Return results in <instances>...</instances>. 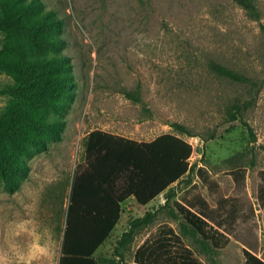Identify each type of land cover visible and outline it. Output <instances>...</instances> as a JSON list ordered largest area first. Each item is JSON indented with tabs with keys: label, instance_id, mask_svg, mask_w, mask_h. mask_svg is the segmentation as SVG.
I'll return each instance as SVG.
<instances>
[{
	"label": "rangeland",
	"instance_id": "1",
	"mask_svg": "<svg viewBox=\"0 0 264 264\" xmlns=\"http://www.w3.org/2000/svg\"><path fill=\"white\" fill-rule=\"evenodd\" d=\"M42 2L58 12L47 31L56 44L46 52L65 59L57 72L69 74L70 93L45 107V117L61 119L58 133L42 135L44 146L27 145L11 182L0 175V264H60L73 178L92 131L148 142L178 133L175 125L187 141H203V154L190 159L194 170L174 185L167 206L153 207L155 222L137 232L122 264H137L138 248L156 245L164 227L180 234L179 208L204 214L229 238L209 255L182 236L204 264H246L245 251L264 259V0L261 21L234 0ZM211 61L252 78L255 91L215 75ZM126 91H138L141 102ZM237 102L249 108L231 122L227 111ZM147 212L125 206L95 256L117 258L129 222Z\"/></svg>",
	"mask_w": 264,
	"mask_h": 264
},
{
	"label": "trees",
	"instance_id": "2",
	"mask_svg": "<svg viewBox=\"0 0 264 264\" xmlns=\"http://www.w3.org/2000/svg\"><path fill=\"white\" fill-rule=\"evenodd\" d=\"M16 1H0V30L6 34L0 51V72L17 82L8 91L15 103L0 118V175L8 183L13 168H24L19 155L29 156L27 145L44 146L42 135L57 134V129H61V119L45 117L44 111L57 103L54 97H67L70 93L65 89L69 74L57 72V68L67 65L65 59L46 52L56 44L47 31L57 25L58 12L49 10L42 0ZM234 1L250 19L261 21L257 0ZM262 29L264 32V25ZM209 67L219 77L249 85L253 92L257 87L252 78L217 61H211ZM126 95L141 102L138 91H126ZM248 108V103L233 104L227 111L229 121L241 118ZM175 126L178 133L163 134L148 142L102 130H94L86 137L84 161L73 178L60 264L123 263L125 251L137 232L155 222L156 212L148 211L129 222V229L115 246L117 258L96 257L97 250L120 222L122 205L134 197L139 205L146 206L164 192L168 203L176 195L174 185L194 170L189 162L193 147L181 136L186 130ZM178 211H173V217L182 218L181 233L169 227L156 245L140 246L134 256L137 264H204L182 236L199 241L209 255L228 243L229 238L201 215L185 208ZM245 255L246 264H264V259L250 251H245Z\"/></svg>",
	"mask_w": 264,
	"mask_h": 264
},
{
	"label": "crops",
	"instance_id": "3",
	"mask_svg": "<svg viewBox=\"0 0 264 264\" xmlns=\"http://www.w3.org/2000/svg\"><path fill=\"white\" fill-rule=\"evenodd\" d=\"M2 19H3V12L0 8V22L2 21ZM5 36L6 34L0 30V51L4 46ZM16 85H17V82L11 75L0 72V118H2L7 113L8 109L15 103V98L8 91L14 88ZM112 134H115V133H112ZM132 203L138 204L134 197H130L129 199H127V201L122 205V208L124 209L125 206L130 205ZM139 206L142 208H146L147 211H152V212H156L155 211L156 209L161 210L162 208L167 206L166 192L156 197L148 205L146 206L139 205ZM153 207H156V209ZM188 210H191L192 212H195L201 215L209 223L207 216H205L204 214L193 211V208H190ZM164 230H166L165 227L160 231L161 235Z\"/></svg>",
	"mask_w": 264,
	"mask_h": 264
},
{
	"label": "built area",
	"instance_id": "4",
	"mask_svg": "<svg viewBox=\"0 0 264 264\" xmlns=\"http://www.w3.org/2000/svg\"><path fill=\"white\" fill-rule=\"evenodd\" d=\"M188 142L192 145L193 147V153L190 159H194L197 157H201L202 156V150L201 148H203V141L199 138V137H191ZM190 162V160H189ZM191 163V162H190ZM192 165V163H191Z\"/></svg>",
	"mask_w": 264,
	"mask_h": 264
}]
</instances>
